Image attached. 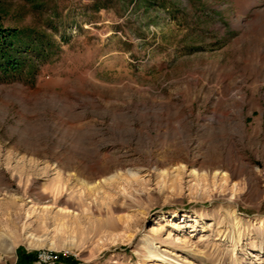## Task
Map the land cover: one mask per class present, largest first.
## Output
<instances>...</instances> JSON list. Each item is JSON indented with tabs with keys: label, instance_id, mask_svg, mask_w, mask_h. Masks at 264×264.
I'll list each match as a JSON object with an SVG mask.
<instances>
[{
	"label": "rangeland",
	"instance_id": "1",
	"mask_svg": "<svg viewBox=\"0 0 264 264\" xmlns=\"http://www.w3.org/2000/svg\"><path fill=\"white\" fill-rule=\"evenodd\" d=\"M0 27V264H264V0H0Z\"/></svg>",
	"mask_w": 264,
	"mask_h": 264
},
{
	"label": "trees",
	"instance_id": "2",
	"mask_svg": "<svg viewBox=\"0 0 264 264\" xmlns=\"http://www.w3.org/2000/svg\"><path fill=\"white\" fill-rule=\"evenodd\" d=\"M15 37V33L10 30H5L0 27V56L4 61L13 59L9 53L10 47L13 45L12 40ZM10 46V47H8ZM9 48L8 52L7 49Z\"/></svg>",
	"mask_w": 264,
	"mask_h": 264
},
{
	"label": "built area",
	"instance_id": "3",
	"mask_svg": "<svg viewBox=\"0 0 264 264\" xmlns=\"http://www.w3.org/2000/svg\"><path fill=\"white\" fill-rule=\"evenodd\" d=\"M57 256H53V255H49L47 256V258L45 259V262H55V260H57Z\"/></svg>",
	"mask_w": 264,
	"mask_h": 264
}]
</instances>
